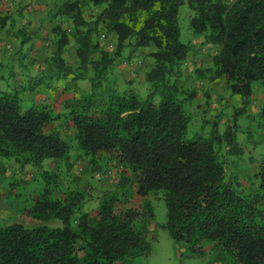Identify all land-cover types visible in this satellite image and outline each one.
Here are the masks:
<instances>
[{"label": "trees", "instance_id": "trees-1", "mask_svg": "<svg viewBox=\"0 0 264 264\" xmlns=\"http://www.w3.org/2000/svg\"><path fill=\"white\" fill-rule=\"evenodd\" d=\"M184 3L192 12V35L219 46L212 55L213 74L224 78L231 94L241 96L235 113L247 107L253 81L264 89V0H61L49 15L61 22L52 23L54 49L48 63L54 69L47 76L67 78L73 70L63 57L71 43L78 67L91 62L90 90L78 106L54 111L43 102L23 108L21 90L0 88V157L42 173V184L24 208L36 222L22 218L0 225V264H128L147 255L150 238L141 222L152 218V206L147 199L132 204L134 193L161 194L166 208L161 226L190 251L208 240L229 264H264V151L254 174L258 182L246 190L236 175L227 177L228 161L220 155L222 138L230 145L234 130L220 133L213 123L208 134L186 135L191 117L184 104L196 90L179 83L189 52L177 20ZM8 17L2 15L0 29ZM100 33L106 39L115 36L116 55L126 39L136 48L150 47L143 96L109 82L112 57L100 49ZM21 35L23 45L28 36ZM93 49L100 51L96 59H90ZM8 77L0 65V80ZM42 81L27 88L34 90ZM258 116L264 126V105ZM58 119L70 122L69 138L54 128ZM74 142L88 163L103 161L105 176L113 164L127 170L133 193L105 189L90 214L83 206L88 190L51 185L56 173L43 169V162L66 159ZM53 219L61 224H49Z\"/></svg>", "mask_w": 264, "mask_h": 264}, {"label": "rangeland", "instance_id": "rangeland-1", "mask_svg": "<svg viewBox=\"0 0 264 264\" xmlns=\"http://www.w3.org/2000/svg\"><path fill=\"white\" fill-rule=\"evenodd\" d=\"M57 4V2L50 3L48 15L53 13ZM24 8L29 12L43 11V7L37 1L19 0L15 3L14 0H0V21L4 15L3 11L5 13L16 12L14 14L17 19H13V26L19 27L16 28V33L12 35L14 38L11 40L0 35V65L5 77L11 75L10 71H13L15 67H20L22 71V66L25 67L24 73L31 72V76L27 74L28 79L24 80L23 76L18 77L14 70V75L5 81L4 79L0 80V88L21 90L20 97L23 108L39 102L47 103L50 106L53 103L54 111H67L78 106L81 96L90 90L91 62H86L85 66L78 67L75 48L70 43L66 46L63 57L73 70L68 73L67 78L57 79L55 76H47L54 69L48 63L54 49L52 37L48 31L40 35H36L34 31L29 33L28 27L21 25V20L24 17L22 9ZM191 14V10L185 3L179 5L177 20L180 27V40L189 45V52L180 67L179 83L186 90H196L194 97L184 104L191 117L186 135L195 132L203 135L208 134L213 123H216L220 133L228 127L234 130L235 138L232 139V143L229 145L222 138L220 146V155H224L228 161L227 177L236 175L246 190L253 189L255 182H258L254 174L260 169L264 151V126L258 116V109L264 105L263 86L259 81H253L252 95L247 107L245 110L235 113V109L241 103V96L231 94L224 78L215 77L213 74L212 55L219 50V46L207 43L202 35H192L189 28ZM55 20L61 22L59 17H56ZM63 24L67 23L63 22ZM21 28H23L22 31ZM21 32L25 34L24 36L32 35L23 45L20 44V39L23 36ZM101 34L97 38L100 49L112 57V62L106 71L109 82L113 83L115 89L119 91L132 88L143 96L147 88L144 81V70L149 68L152 61L148 55L150 47L136 48L131 39H126L125 44L116 55V48H114L116 46L108 47L106 39H102ZM107 36L109 40L116 42L113 34H107ZM71 41L73 40L71 39ZM3 49H5V53ZM135 52L141 57L142 62L139 66L131 68L126 64L125 59L133 57ZM99 54L98 49H93L90 59L98 58ZM131 54L133 55L131 56ZM19 63L24 64L20 65ZM77 73L84 75L75 78L78 76ZM18 74L21 73L18 72ZM31 77L34 80L28 82ZM40 79L43 80L42 83L34 90L27 88L30 82L40 81ZM45 84L48 87H45ZM53 126L65 138H69L72 133V127L68 121L58 119L53 123ZM72 146L66 159L59 162L48 163V160L43 162V169L56 173V184L52 182L51 185L58 188L76 186L88 190L89 193L83 206L90 214H93L97 197L105 189H116L119 193H133L134 182L127 170H122L115 165L110 167L112 173L105 176L106 167L103 161L92 165L84 159L80 152L76 151L75 142L72 143ZM229 146L231 150L227 152ZM41 176L40 169L30 165L21 166L12 157H0V225L22 222V218L25 222H36L26 214L24 208L28 206L33 191L42 184ZM144 199H147L151 204L153 213L151 219L141 222L142 227L147 231V237L150 238V249L147 255L139 256L128 264H229L228 256L214 242L203 240L200 243L201 249L190 251L184 243L174 241L168 235L167 230L161 226L166 219V208L161 194L160 196L148 194L142 197L134 193L131 197L132 204L135 205L141 204ZM49 224L60 225L61 223L59 219H53Z\"/></svg>", "mask_w": 264, "mask_h": 264}, {"label": "crops", "instance_id": "crops-1", "mask_svg": "<svg viewBox=\"0 0 264 264\" xmlns=\"http://www.w3.org/2000/svg\"><path fill=\"white\" fill-rule=\"evenodd\" d=\"M14 1L16 3L19 0H14ZM23 1L26 2L27 0H23ZM33 1H37V3H39V5H41L43 7L42 8L43 11H39V12L38 11L37 12H29L26 8L22 9L23 10L24 17L21 20L22 21L21 22V25L22 26H27L28 29L30 30V31H28L29 33H33V31H34V33L36 32L35 33L36 35H40L41 33H45L47 31L51 33L52 32L51 31L52 23L55 20L52 21L50 19V16L48 15V12L47 11H48V8H50L49 7L50 6V3L51 4H54L55 2L59 3L60 0H33ZM14 13L16 14V12H14ZM14 13L12 11H9L7 13H5V11H3V14H8V15H10V17H8V19L6 20L4 27L2 29H0V35H2L3 38L5 37L8 40H11V38H14L12 35L16 33V31H15L16 28L17 29L19 28V27L13 26V23H14L13 19L14 18L17 19L15 17V14ZM12 14H14V15L12 16ZM31 36H32L31 34L28 35L27 40ZM2 42L4 43L6 41H2ZM6 46H8V45H6ZM30 46L33 47V45H30ZM3 50H4L3 52L5 53V49H3ZM0 58H1V56H0ZM19 64L22 65L24 63H22V64L19 63ZM22 68H23L22 71L20 70V67L19 68H16L15 67L14 70H15L16 75L18 77L19 76H23L24 80H27L28 77L26 75L28 74L29 76H31L30 75L31 72L30 73H24L25 67L22 66ZM14 70L13 71L12 70L10 71L12 73L10 76L14 75ZM18 72L21 73L22 75L21 74H18ZM53 105L54 104L52 103V106Z\"/></svg>", "mask_w": 264, "mask_h": 264}, {"label": "built area", "instance_id": "built-area-1", "mask_svg": "<svg viewBox=\"0 0 264 264\" xmlns=\"http://www.w3.org/2000/svg\"><path fill=\"white\" fill-rule=\"evenodd\" d=\"M101 38H102V39H106L104 33L101 34ZM106 41H107L106 43H107V46H108V47L113 48V47L115 46V43L112 42L111 40L106 39ZM125 62H126V64H127L128 66H130L131 68H134V67L139 66V65L141 64L142 59H141V57L135 52V53H134V56L131 57V58H129V59L126 60ZM112 166H115V165L113 164V165H111L110 167H112ZM111 173H112V169H111V168H108L107 171H106V174L108 175V174H111ZM98 174H99V173H98Z\"/></svg>", "mask_w": 264, "mask_h": 264}]
</instances>
